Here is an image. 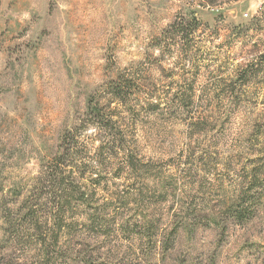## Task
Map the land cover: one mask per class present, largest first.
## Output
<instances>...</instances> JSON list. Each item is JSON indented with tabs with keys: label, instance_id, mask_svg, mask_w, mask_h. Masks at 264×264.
Instances as JSON below:
<instances>
[{
	"label": "rangeland",
	"instance_id": "374dc122",
	"mask_svg": "<svg viewBox=\"0 0 264 264\" xmlns=\"http://www.w3.org/2000/svg\"><path fill=\"white\" fill-rule=\"evenodd\" d=\"M180 18L195 39L164 48ZM121 75L141 96L116 109ZM103 107L129 156L100 166ZM74 128L89 199L24 242L9 221ZM0 264H264V0H0Z\"/></svg>",
	"mask_w": 264,
	"mask_h": 264
},
{
	"label": "trees",
	"instance_id": "16d2710c",
	"mask_svg": "<svg viewBox=\"0 0 264 264\" xmlns=\"http://www.w3.org/2000/svg\"><path fill=\"white\" fill-rule=\"evenodd\" d=\"M205 1L215 4L234 0ZM199 27L200 24L195 18L191 20L180 18L158 38L159 44L164 43V48L190 47ZM110 86L111 97L117 104L116 109L127 105L132 98L141 96L139 91L141 81L139 82L137 78L129 79L121 75ZM190 98L191 95L183 96V99L187 101ZM118 115L107 113L105 107L96 108L88 113L89 120L82 125L85 130L91 124L96 125L97 132L93 140H99V145L92 158L100 166L107 154L111 156L116 152L117 154L122 153V156H129L122 139V118ZM203 120L211 122L214 118L210 116ZM80 135L75 128L64 134L59 152L42 167L33 191L17 208V219L14 223L9 221L10 228L18 233L20 240L33 242V236L36 235L42 237L43 240L48 237L58 242L65 227H69L67 221L70 213H73V209L80 206L83 201L89 199L85 190L86 175L94 171L91 170L90 162H86L81 154L82 150H88L89 145L94 142H90L88 138L81 141ZM44 207L49 208L47 213L42 212Z\"/></svg>",
	"mask_w": 264,
	"mask_h": 264
}]
</instances>
